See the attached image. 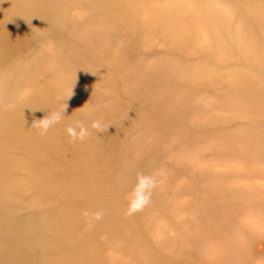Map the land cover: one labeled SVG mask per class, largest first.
Segmentation results:
<instances>
[{"label":"rangeland","instance_id":"374dc122","mask_svg":"<svg viewBox=\"0 0 264 264\" xmlns=\"http://www.w3.org/2000/svg\"><path fill=\"white\" fill-rule=\"evenodd\" d=\"M0 62V264H264V0H0Z\"/></svg>","mask_w":264,"mask_h":264},{"label":"clouds","instance_id":"9594fccd","mask_svg":"<svg viewBox=\"0 0 264 264\" xmlns=\"http://www.w3.org/2000/svg\"><path fill=\"white\" fill-rule=\"evenodd\" d=\"M66 108L67 105L65 103L61 110L51 111L50 114L47 113L43 118L34 119L32 127L39 129L41 135L47 134L51 127L62 121ZM108 127L109 125H104L100 119H93L90 126L84 124L83 121L77 120L66 127V132L71 142L77 140L85 141L92 135V130H95L97 134H101L107 131ZM158 183L157 174L146 175L144 173H138L134 187L126 196L128 206L125 214L127 216H132L148 206L151 203L153 192L157 188ZM84 215L89 218L88 227L92 226L93 220H101L103 218L102 212L93 213L91 217H89V213L87 212H85Z\"/></svg>","mask_w":264,"mask_h":264},{"label":"bare ground","instance_id":"6f19581e","mask_svg":"<svg viewBox=\"0 0 264 264\" xmlns=\"http://www.w3.org/2000/svg\"><path fill=\"white\" fill-rule=\"evenodd\" d=\"M15 41L13 40V43H14ZM16 47V45L15 44H11V46H10V48L12 49V48H15ZM1 63V62H0ZM1 91V90H0ZM262 250V245H261V243H258L256 246H255V252H260Z\"/></svg>","mask_w":264,"mask_h":264}]
</instances>
